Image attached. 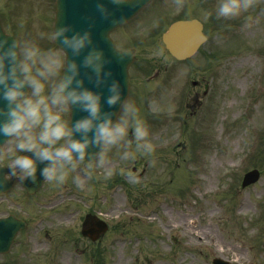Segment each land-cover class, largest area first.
Returning <instances> with one entry per match:
<instances>
[{"label":"rangeland","instance_id":"rangeland-1","mask_svg":"<svg viewBox=\"0 0 264 264\" xmlns=\"http://www.w3.org/2000/svg\"><path fill=\"white\" fill-rule=\"evenodd\" d=\"M51 1L0 0V15L7 25L4 23V28L15 32L17 38L19 35L21 45L25 39H33L42 48H53ZM257 11L249 10L253 15ZM213 12L215 14V10ZM245 16L242 13L222 24L217 23L221 25L218 32L225 30L236 34L228 42H223L222 33L214 38L216 29L208 26L211 35L204 49L195 59L174 70L172 82L168 90L162 89L158 103L164 110L175 108V114L171 109L168 114L160 111L156 93L146 97L145 92L141 115L149 126L155 152L129 160L121 159L117 150L111 153L110 166L117 171L111 179L103 178L98 187L107 188L106 197L98 198L99 205L113 222L108 234L128 237L138 234L140 240L111 244L103 237L95 243L81 235L75 238V228L69 230L65 226L79 223L80 227L81 224L79 220L73 221L77 216L68 215L69 209L75 210V205L68 204L66 198L59 204L58 211L45 209L47 212L39 224L33 220L23 238L22 251L13 253L8 263L19 256L15 264H98L92 258V251L97 248L104 255L101 257H105L101 264H210L217 256L231 264H264V251L260 250L264 248L261 245L264 242V159L261 153L264 152V102L261 100L264 99V14L259 24L246 29L248 34L242 32L241 27ZM41 32L47 35L41 37ZM155 41L159 43L158 35ZM244 48V51H237ZM162 50L156 49L161 69L156 83L167 61ZM217 51L218 56L215 55ZM148 66L142 78L150 75ZM192 80L200 83L193 86ZM251 87L253 101L250 104L247 93ZM133 95L128 101L141 107L139 98ZM206 99L211 100V107L206 109L208 122L205 123L203 116L201 125L196 126L199 123L194 121L200 118L204 106L201 105ZM66 112L69 108L63 113L64 117ZM246 116L248 120L244 121ZM210 138L211 150L207 151L210 157L204 160L189 155L191 143L200 153V142L205 147L210 144ZM248 139H255V146L250 150L252 142ZM257 151H260L261 160L257 159ZM249 152L251 156L243 162L242 156L246 158ZM132 165L138 166V171L145 167L144 174L129 179L126 186H114L117 184L114 178L130 173ZM120 168L124 171L120 172ZM251 168H258L261 176L256 183L242 188V175ZM90 181L83 179L89 187L79 203L87 200V209L95 210L97 196L91 193L95 183L92 185ZM94 194L104 195L99 190ZM57 197L58 194L51 195L52 199ZM150 207L158 210L157 222L148 223L140 218ZM124 211L135 216L124 220ZM113 225L118 228L113 229ZM58 246L61 249L54 252Z\"/></svg>","mask_w":264,"mask_h":264},{"label":"clouds","instance_id":"clouds-1","mask_svg":"<svg viewBox=\"0 0 264 264\" xmlns=\"http://www.w3.org/2000/svg\"><path fill=\"white\" fill-rule=\"evenodd\" d=\"M255 5L256 0H218L215 16L231 20L247 13L241 27L250 29L261 22L260 16L249 12ZM97 6L103 15L109 14L103 0H97ZM50 38L60 41L57 44L66 55L42 48L33 39L21 45L15 37L0 33V133L12 138L2 154L10 160L8 175L21 182L35 181L38 164H43L40 175L62 187L70 176L75 183L110 178L117 171L110 166L113 150L123 160L152 155L156 145L141 109L134 101H123L121 82L105 67L109 58L94 43L91 29L62 24ZM116 105L122 106L119 119H114ZM74 107L84 114L74 121L65 119L66 108L73 112Z\"/></svg>","mask_w":264,"mask_h":264},{"label":"water","instance_id":"water-1","mask_svg":"<svg viewBox=\"0 0 264 264\" xmlns=\"http://www.w3.org/2000/svg\"><path fill=\"white\" fill-rule=\"evenodd\" d=\"M140 1H138L139 3ZM127 15L123 16L119 21L126 18ZM184 27H190L191 33L184 32L181 36V32H183ZM189 30V29H188ZM103 37L106 38V35L102 34ZM181 36V37H180ZM199 27L197 24H175L163 35V40L166 43V46L170 50V52L176 56H183L191 52L196 44L198 43L199 38ZM78 115H74V119H76ZM8 238H6V241Z\"/></svg>","mask_w":264,"mask_h":264}]
</instances>
